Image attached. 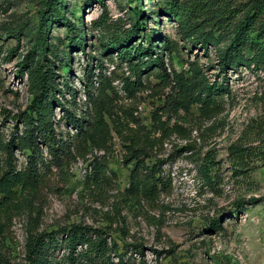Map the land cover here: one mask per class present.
<instances>
[{
	"label": "rangeland",
	"instance_id": "1",
	"mask_svg": "<svg viewBox=\"0 0 264 264\" xmlns=\"http://www.w3.org/2000/svg\"><path fill=\"white\" fill-rule=\"evenodd\" d=\"M64 1L66 19L77 25L83 19L89 30L85 51L70 49V69L56 71L58 82L75 90L77 110L86 109L84 69L97 64L101 44L111 38L107 30L91 27L102 13L109 21V32L118 35L130 31L137 20L142 22L134 47H146L148 37L159 32L161 39L152 38V43L159 47L156 52L163 57L171 77L174 72L190 76L192 67L198 66L209 83L225 85L228 93L211 118L202 116L197 107L176 114L166 107L175 91L172 84L158 77L163 72L160 65L143 75V86L131 96L125 86L128 79L135 81L130 64L116 52L103 56V72L113 88L108 91L112 113L105 115L111 130L108 148L89 147L62 166L52 165L36 196L24 194L15 208L0 213V251L7 261L27 264L29 232L57 233L84 225L105 236L109 247L113 243L118 247L105 263L94 264H264V68L223 69L213 45L206 49L200 42H188L177 20L165 14L166 1L170 0ZM248 1L232 0V5L243 8ZM179 2L184 10L195 12L203 0ZM43 7L42 0H0V140L4 142L22 132L17 115L31 103L26 73L21 75L20 71L25 57L37 53ZM222 38L225 42L219 48L224 49L231 33ZM70 39L64 23L51 26L48 41L59 51ZM164 42L170 45L169 50H164ZM55 60L58 69L60 59ZM58 100L62 107L54 102L56 131L72 135L76 131L63 120L57 123L64 110L73 111V100L68 92ZM159 108L164 111H159L162 121H169L170 127L182 126L187 138L168 136L155 150V157L147 160L150 167L161 170L165 185L160 187L159 196L133 199L129 193L133 166L125 160L126 145L130 138L139 137V130L153 129L154 113ZM117 129L124 135L119 136ZM188 145L192 150H184ZM240 147L246 149L244 156ZM41 150L48 158L46 147ZM5 159L0 151V175ZM16 159L18 169L25 165L23 153L17 151ZM97 159L104 164L101 180L91 175ZM206 160L214 161L212 185L203 177L201 167ZM215 221H219L218 230L212 226ZM57 238L61 241L64 235ZM59 245L55 255L64 264L67 249L64 243ZM85 249L79 246L77 251Z\"/></svg>",
	"mask_w": 264,
	"mask_h": 264
},
{
	"label": "trees",
	"instance_id": "2",
	"mask_svg": "<svg viewBox=\"0 0 264 264\" xmlns=\"http://www.w3.org/2000/svg\"><path fill=\"white\" fill-rule=\"evenodd\" d=\"M88 1L91 3L95 0ZM64 2V0H61V3L59 0H42L44 12L35 45L37 53L35 56L25 57L21 65L20 73L21 75L26 73L32 99L25 111L17 115V120L22 125V132L14 134L9 142L0 140V151L6 156L5 169L0 175L2 197L0 213L9 207L15 208L14 204L24 194L36 196L52 165L62 166L66 160L75 159L77 153L85 152L89 147L98 150L108 148L111 130L105 115L112 113L108 91L113 88L111 80L103 72V56L116 52L124 63L130 64L135 81L128 79L125 86L131 96L139 92L143 86V75L154 66L160 65L163 72L158 77L163 82L172 84L175 91V96L166 102V107H170L176 114L180 110L189 113L193 107H197L202 116L211 118L220 110L222 96L228 93V87L225 85L209 83L198 66L192 67L190 76L185 72H174L171 77L166 72L163 57L156 52L159 47L152 43L153 39H161L159 32L154 31L153 36L148 37L149 44L146 47L142 45L134 47L132 43L134 38L139 36L142 22L137 20L130 31L118 35L109 32L111 30L109 21L106 14L102 13L91 23V27L101 31L107 30L111 38L108 43L101 44V55L97 64L88 65L84 69L86 109L77 110L75 90L68 84L62 86L58 82L60 76L56 71H61L62 68L70 69V49L81 48L82 52L85 51L86 34L89 30L85 27L83 19L79 25L66 19L63 12ZM232 4V0H203L202 6L194 12L184 10L179 0H170L166 1L164 12L170 18L177 20L181 34L188 42L193 44L200 42L206 49L213 45L223 69L237 70L241 66L264 68V0H249L243 8H240L241 5L233 7ZM201 18H205V21L198 22ZM56 23H64L72 35V39L63 51H59L48 41L51 26ZM226 32L231 33L230 42L227 47L221 49L220 44L225 42L221 36ZM163 48L169 50L170 45L164 42ZM48 56H51V60ZM55 59H60L58 69L54 64ZM66 92L73 100L74 108L73 111L64 110L65 113L57 124L63 120L76 132L64 136L63 133L56 131L54 102L62 107L58 98ZM65 102L69 104V101ZM162 109L159 108L154 113L153 129L139 130L141 131L139 137L130 138L129 145H126L125 160L127 164L133 166L129 190L133 199L138 200L142 197L154 199L159 196L160 187L165 185L160 177L161 170L154 166L150 167L147 160L155 157V150L168 136L178 134L184 139L187 138L182 126L175 124L170 127L169 121H162L164 114ZM158 132L162 134L160 137L156 136ZM117 134L124 135L119 129ZM43 146L47 149L48 158L41 150ZM184 150H192L191 145ZM238 150L242 151L243 156L245 155L246 149L240 147ZM17 151L25 155L26 163L20 169L16 165ZM213 163L212 160L209 162L206 160L201 167L205 182L209 185L213 184L210 176ZM103 165L101 160H96L91 174L95 180L104 178ZM212 226L218 230L219 221L212 223ZM58 234L64 235L61 241L57 238ZM61 243H64L67 249L64 264L105 263L110 254L118 249L115 243L109 247L105 236L84 225H72L57 233L29 232L26 243L27 264H61L55 255ZM79 246L86 249L78 252ZM0 264H10L1 251Z\"/></svg>",
	"mask_w": 264,
	"mask_h": 264
}]
</instances>
